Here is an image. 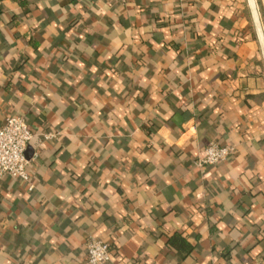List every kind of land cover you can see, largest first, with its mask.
<instances>
[{
    "label": "crops",
    "instance_id": "0c3cea01",
    "mask_svg": "<svg viewBox=\"0 0 264 264\" xmlns=\"http://www.w3.org/2000/svg\"><path fill=\"white\" fill-rule=\"evenodd\" d=\"M10 115L34 135L0 264H89V237L103 264H264V0H0ZM212 141L236 150L202 173Z\"/></svg>",
    "mask_w": 264,
    "mask_h": 264
},
{
    "label": "built area",
    "instance_id": "2783aa9c",
    "mask_svg": "<svg viewBox=\"0 0 264 264\" xmlns=\"http://www.w3.org/2000/svg\"><path fill=\"white\" fill-rule=\"evenodd\" d=\"M33 135L26 117L7 116L5 124L0 126V182L7 175L30 182L29 159L26 152ZM45 136H50V133H46ZM235 150L234 145H221L212 141L200 151L195 159V166L205 173L207 166L228 160ZM30 187L32 188L33 184ZM111 252L109 243L95 237L88 238L87 262L89 264L107 263L111 259Z\"/></svg>",
    "mask_w": 264,
    "mask_h": 264
},
{
    "label": "water",
    "instance_id": "95a60500",
    "mask_svg": "<svg viewBox=\"0 0 264 264\" xmlns=\"http://www.w3.org/2000/svg\"><path fill=\"white\" fill-rule=\"evenodd\" d=\"M28 152H29V151H27V152H26V153H27V155H28Z\"/></svg>",
    "mask_w": 264,
    "mask_h": 264
}]
</instances>
